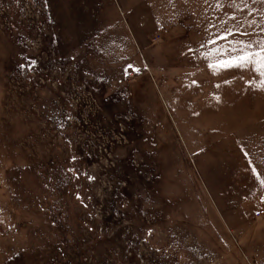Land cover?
I'll use <instances>...</instances> for the list:
<instances>
[{"label":"rangeland","instance_id":"obj_1","mask_svg":"<svg viewBox=\"0 0 264 264\" xmlns=\"http://www.w3.org/2000/svg\"><path fill=\"white\" fill-rule=\"evenodd\" d=\"M262 42L264 0H0V264H264V76L209 67Z\"/></svg>","mask_w":264,"mask_h":264},{"label":"snow or ice","instance_id":"obj_2","mask_svg":"<svg viewBox=\"0 0 264 264\" xmlns=\"http://www.w3.org/2000/svg\"><path fill=\"white\" fill-rule=\"evenodd\" d=\"M231 29H227L226 32L231 33ZM239 45L240 42H237ZM252 44H242L239 47H232L231 51L235 55L229 59L222 60L218 64H210L209 67L215 71L217 67L223 69L229 68H245L249 65H254L261 76H264V42L260 43L259 50L253 51ZM264 84V82H262Z\"/></svg>","mask_w":264,"mask_h":264}]
</instances>
